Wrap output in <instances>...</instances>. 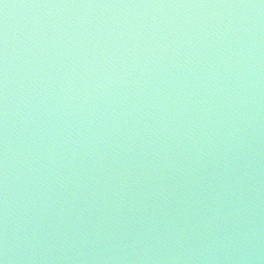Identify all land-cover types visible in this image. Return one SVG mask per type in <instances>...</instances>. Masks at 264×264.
<instances>
[{
	"label": "water",
	"instance_id": "obj_1",
	"mask_svg": "<svg viewBox=\"0 0 264 264\" xmlns=\"http://www.w3.org/2000/svg\"><path fill=\"white\" fill-rule=\"evenodd\" d=\"M0 264H264V0H0Z\"/></svg>",
	"mask_w": 264,
	"mask_h": 264
}]
</instances>
